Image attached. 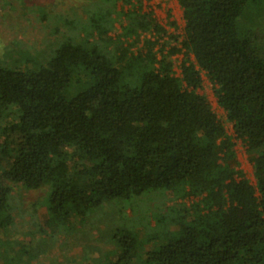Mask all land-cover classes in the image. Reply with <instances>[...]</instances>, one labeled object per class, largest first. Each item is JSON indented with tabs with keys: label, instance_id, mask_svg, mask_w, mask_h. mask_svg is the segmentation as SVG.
Segmentation results:
<instances>
[{
	"label": "trees",
	"instance_id": "obj_1",
	"mask_svg": "<svg viewBox=\"0 0 264 264\" xmlns=\"http://www.w3.org/2000/svg\"><path fill=\"white\" fill-rule=\"evenodd\" d=\"M119 1L90 0L36 68L0 67V123L11 121L0 130V229L13 223L15 186L47 190L56 233L104 203L161 191L182 203L154 212L143 240L142 222L111 233L107 264H264V0H176L180 35ZM201 72L233 136L198 93ZM233 140L254 184L235 168Z\"/></svg>",
	"mask_w": 264,
	"mask_h": 264
},
{
	"label": "rangeland",
	"instance_id": "obj_2",
	"mask_svg": "<svg viewBox=\"0 0 264 264\" xmlns=\"http://www.w3.org/2000/svg\"><path fill=\"white\" fill-rule=\"evenodd\" d=\"M89 4L90 0H0V67L32 69L44 63L52 44L57 41V32L62 33L67 21L73 15L82 13L83 6ZM116 5L120 8L122 3L117 0ZM132 6L141 12L150 13L154 21L167 30V34H182V10L176 0H132ZM123 8L132 7L126 5ZM250 25L259 27L258 24ZM119 26V22L115 23L118 33ZM259 32L258 43L261 44L263 39ZM143 36L147 38L150 35H142L141 38ZM136 48L134 46L131 50ZM182 59L181 54L171 57L176 77L180 76ZM200 76L198 93L205 97L213 113L224 125L226 134L233 136L232 125L218 106L207 76L203 72ZM10 123V118L2 120L0 130H5ZM233 141L235 168L254 184L252 164L246 148L240 140ZM2 142L0 134V144ZM46 192V189L28 191L21 186L13 187V223L8 228L0 229V264H107L113 258L112 254H108L114 248L109 244L111 233L130 227V224L136 228L137 223L142 222L136 231L143 240L147 231L149 235L153 233L154 212L165 213L167 208H178L182 203L181 200L172 199L169 193L164 199L160 195L163 193L161 191L133 201H112L91 211L86 219L79 222L77 231L65 233L67 230L63 227L64 233H56L55 228L49 230L45 225L47 213L41 206L47 200ZM190 201L185 198L183 204L188 205ZM133 205L137 208L135 213L129 208ZM164 232V228L157 232L160 239ZM156 242L152 245L145 243L143 247L148 250L157 245Z\"/></svg>",
	"mask_w": 264,
	"mask_h": 264
}]
</instances>
